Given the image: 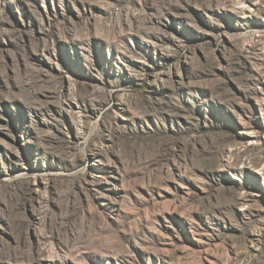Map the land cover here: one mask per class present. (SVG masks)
Instances as JSON below:
<instances>
[{"label":"rangeland","instance_id":"374dc122","mask_svg":"<svg viewBox=\"0 0 264 264\" xmlns=\"http://www.w3.org/2000/svg\"><path fill=\"white\" fill-rule=\"evenodd\" d=\"M0 264H264V0H0Z\"/></svg>","mask_w":264,"mask_h":264}]
</instances>
